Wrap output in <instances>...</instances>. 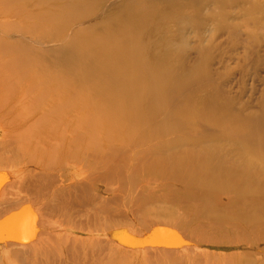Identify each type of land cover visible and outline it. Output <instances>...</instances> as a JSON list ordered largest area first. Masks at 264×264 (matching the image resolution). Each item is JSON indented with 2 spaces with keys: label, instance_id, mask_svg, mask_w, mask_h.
I'll return each mask as SVG.
<instances>
[{
  "label": "bare ground",
  "instance_id": "obj_1",
  "mask_svg": "<svg viewBox=\"0 0 264 264\" xmlns=\"http://www.w3.org/2000/svg\"><path fill=\"white\" fill-rule=\"evenodd\" d=\"M183 1L123 2L100 20L92 0H0L1 19L53 21L0 38L1 53L4 37H33L44 71L14 82L12 64L0 65V87L10 93L0 104L2 252L25 264H122L128 253L137 264H264V103L258 114L240 104L230 77L215 83L221 65L252 61L260 46L253 32L224 22L204 44L198 33L214 11L171 28L176 9L212 0ZM230 2L243 0H213ZM104 24L113 25L90 31ZM61 31L69 42L57 50ZM259 60L238 79L264 86ZM88 129L100 138L88 141ZM156 203L166 207L150 219L146 206ZM139 214L150 220L140 234L126 224Z\"/></svg>",
  "mask_w": 264,
  "mask_h": 264
},
{
  "label": "rangeland",
  "instance_id": "obj_2",
  "mask_svg": "<svg viewBox=\"0 0 264 264\" xmlns=\"http://www.w3.org/2000/svg\"><path fill=\"white\" fill-rule=\"evenodd\" d=\"M95 5L96 8L93 9V12H97L98 11V15L101 16L99 17V19H107L110 17V14H114V7L115 6H119V4L126 2L127 4L129 2L132 3H137L140 0H124V1H117V3L113 4L111 7L106 6L105 4L107 1H111V0H92ZM142 1V0H141ZM154 1V0H151ZM159 2L162 0H158ZM197 1V0H196ZM235 1H240V0H235ZM187 1L184 0L183 3L185 4ZM233 2H230L228 4L225 5H216L214 6L213 0L210 2L209 5V9L206 7H203V5H197V6H192L191 8L187 5L185 7H180V9H176V14L180 13V17H176V23L171 25V28H174V25H179L181 23V21H187L189 20L191 23L196 24L197 22V17H205L207 14H209L210 12L212 13V11H214V13H218L216 15V20H214V23H203V26L205 28V31L201 34L198 33L201 37L204 38L203 43L205 44L206 39L212 34H217V32L214 31V29H216L218 26L222 25L223 22L224 23H228L231 25H235L238 29V31H240V33H250L253 35V41L254 43L257 45L258 47L260 46V52H258L259 55L255 54L253 57V60L250 61L248 58H246L244 61H239L237 63L236 60H229L227 62H225L223 65H221L218 69L219 71V76H220V80H216L215 83H219L220 81H222V83L224 84L227 77H230V84L233 87L232 88V93H237V96L240 98V104L244 105V107L246 109L249 110H253L254 112H257L258 114L260 112H262L263 109V103H264V86L263 84L259 83L257 80H251L250 77H247L246 79H242L239 80L238 79V72L240 70H246V69H250L251 67V62L255 63L260 61L259 59L261 58V55L264 58V0H243V2L239 3L238 5H232ZM14 2L12 3L13 7ZM127 6V5H125ZM173 6V5H172ZM123 9H127L124 8ZM62 10L61 8H59L57 11ZM68 9H65L64 11L66 12ZM122 8L120 9L121 12ZM175 10V9H174ZM179 10V11H178ZM210 11V12H209ZM56 12V11H54ZM164 12H162L163 14ZM223 13L228 15V18L225 20V18H222ZM180 20V22L178 20ZM218 19V21H217ZM220 21V22H219ZM53 23V21H52ZM52 23H47V22H43L41 19H37V17H29V18H25L23 20H15L14 18H10L7 20H4L3 18H0V38H2L5 35V32H12L15 31L16 28H20V29H24V27L28 28V27H33V28H46V27H50V25ZM36 24H40L37 26H34ZM111 25L113 24H104L101 25L99 27H95L90 29L91 32H100L102 29H105L107 27H112ZM83 26H86V24H81V25H77L74 26L72 29H79L82 28ZM118 28L119 27H124L125 24L122 25H117ZM192 28L189 27L190 30H194V26L191 24ZM166 27L167 29L170 27V23L169 20L166 22ZM114 28V27H113ZM169 30V29H168ZM4 33V35H2ZM29 35V34H26ZM35 35L34 33L31 34L30 36ZM61 37L64 38L63 40H61L59 43L55 44V43H51V46H53L54 49L59 50L61 47L65 46V44L67 42H69L68 38H69V34H67L65 31H61ZM194 35H196L195 31L194 32H189L187 34V39H188V44L189 46H193L195 44L194 42ZM5 40L9 43L7 48L0 53V65H3V63H7V64H12L8 66V70L9 73L12 74L11 75V79L15 81L19 80L22 77L23 71H29L31 75H40V73H44V71L40 70L41 65L43 64V61H41L40 59H37L36 57H34L35 53H41L42 51L37 49V48H43L41 46H39L36 42L32 41L35 40L33 37H29L27 39H23L22 37H4ZM19 39V40H18ZM46 42H44L45 44ZM41 44V45H44ZM225 45V47L223 46ZM221 46L222 49H226L227 45L223 44ZM20 51L25 52V54H27V56L24 57H19L17 58L15 61H13L14 59L10 58V55H12L13 53H19ZM30 52V53H29ZM216 56V55H215ZM6 60V61H5ZM48 62V61H45ZM4 66V65H3ZM49 66L54 69V68H64V67H70V66H64V65H60L58 63H55V65L53 64V62H49ZM217 66V65H216ZM5 69H7L5 67ZM12 70V71H11ZM7 71V70H5ZM4 71V72H5ZM262 74V73H261ZM18 76V77H17ZM44 76V75H42ZM10 81L7 80L6 83ZM5 83V84H6ZM48 84V83H47ZM42 83L38 84L36 87H34L32 90V92L29 94V97H33V96H37L38 92L41 90L39 86H41ZM44 87V86H43ZM5 90V91H3ZM79 93V92H78ZM231 93V94H232ZM0 104H2L1 102L4 101L5 97L8 96L10 93H8V91L6 89H4V85H2L0 87ZM31 94H34L33 96H31ZM80 94V93H79ZM186 96L185 95H181L179 96V99H183ZM3 99V100H1ZM263 102V103H262ZM262 105V106H261ZM193 108V106H192ZM107 114V113H105ZM191 119H195L197 120V114L194 111V113L191 115L190 117ZM3 123V124H1ZM2 125V126H1ZM100 130H96V129H88V130H84L82 131L83 136L90 142L94 141L95 139H99L100 138ZM7 133V129L6 126L4 124V121L0 115V139L2 135H5ZM11 167L9 164H6L5 167ZM146 206V209L148 210L147 212H149V218L153 219V217L155 216V210L159 209L160 207H166V205L162 204V203H156L153 205ZM149 207V209H148ZM152 208V210H151ZM154 208V209H153ZM128 209L125 208V212H127ZM136 215L130 216L129 220L127 218L126 220V224L131 227L132 229H134L138 234L141 233V231L143 232L146 229V222L150 221L147 220L145 218L147 217H143V215H137V219L135 217ZM139 218H142L141 220H143L141 222V220ZM145 219V220H144ZM141 224H140V223ZM145 222V223H144ZM129 223V224H128ZM138 223V224H136ZM144 226H143V225ZM142 225V226H141ZM166 234L170 237V238H177L176 236V232L174 233V230L171 229V231L167 228L164 229ZM169 231V232H168ZM173 235V236H172ZM14 249V248H11ZM6 252L0 249V264H25L22 258H17L15 256L11 257V255L9 254H5ZM126 262V263H125ZM180 262V261H178ZM157 264H174V261H163L162 263L156 262ZM155 262H152L151 264H156ZM122 264H137V261L135 260L134 256H130V253H128L126 255V257H124Z\"/></svg>",
  "mask_w": 264,
  "mask_h": 264
}]
</instances>
